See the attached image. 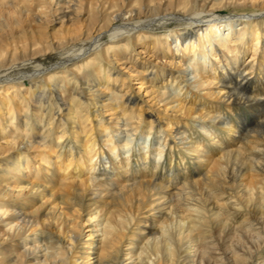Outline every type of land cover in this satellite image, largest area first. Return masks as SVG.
Wrapping results in <instances>:
<instances>
[{
  "label": "bare ground",
  "instance_id": "obj_1",
  "mask_svg": "<svg viewBox=\"0 0 264 264\" xmlns=\"http://www.w3.org/2000/svg\"><path fill=\"white\" fill-rule=\"evenodd\" d=\"M215 1L98 0L83 26L82 1L57 0L80 25L60 32L42 57L12 23L3 28L0 264H69L73 253L76 264H216L206 258L209 236L226 242L232 230L233 242L249 244L228 257L252 260L238 257L264 236L206 212L216 206L208 190L218 189L253 200L248 229L264 223V0H222V8L253 9L231 14ZM48 56L56 59L45 63ZM193 128L202 134L190 136ZM134 135L145 137L135 172ZM167 145L191 157L192 178L161 164ZM65 182L70 192L50 202ZM80 209L103 226L79 220ZM142 212L146 220L116 245ZM203 214L209 234L199 231Z\"/></svg>",
  "mask_w": 264,
  "mask_h": 264
},
{
  "label": "rangeland",
  "instance_id": "obj_2",
  "mask_svg": "<svg viewBox=\"0 0 264 264\" xmlns=\"http://www.w3.org/2000/svg\"><path fill=\"white\" fill-rule=\"evenodd\" d=\"M80 1H82V4L78 8L79 12L76 14L78 15H80V13L82 15L84 14L83 19L85 17L87 18L82 24L84 26L85 24H89L90 22L89 17L93 15V13L96 11L97 8H95V5L97 4L98 0H80ZM221 1L222 0H216L214 3L216 6L221 7ZM16 3L20 4L18 5L19 6L18 11H15L17 7ZM1 6H4L7 11L0 10V32H3V28H7L8 25L12 23L11 28H14L15 30L14 35L18 37V39L20 38L28 43L35 42L33 45L37 50L41 52V53H38L40 57H42L45 53L49 52L47 51V49L45 50V48L48 46H51L53 43H55V41L59 39L57 36L58 34H60V32L62 33V35H64L67 27L69 26L78 27L80 25V22L74 24L73 17L72 18L64 17L63 15L64 7L61 6V3H57V0H0V7ZM27 8H30V10L33 11L34 15L29 14L26 10ZM251 10H253L251 7H245V8L223 7L222 9H220L219 13L231 14V13H239L241 11L249 12ZM9 15H11L10 18L8 17ZM28 16L30 17L29 18L30 21H28L29 20ZM27 23H30V25ZM173 26L174 25L172 24V25H169L167 28H161L158 31L165 32V31L170 30V28H173ZM249 55L250 53L245 55L243 61H245ZM55 59H56L55 56H48L47 58L44 59V62L49 64L50 62H53ZM67 85L71 86L72 84L68 83ZM249 115L250 114L248 113V117L250 118ZM228 116L233 120L235 124L238 123L237 117L235 115H228ZM188 122H189V125L193 124L192 121L188 120ZM93 124L92 123L90 124L91 125L90 129L95 130L96 129L95 123ZM105 126H107V124ZM195 132H199L200 134H202L199 129L193 128V129H190V136H194V134H196ZM126 136L127 135H121V137L117 136L116 139L119 141H122V140L127 139L128 136L127 137ZM132 137H133V140L131 142L132 143L131 145H132V149L134 148V150H137L138 147L141 148L143 145V141L145 143V137H143L142 139L140 138L139 135H134ZM152 139H155L157 141V136L154 135ZM146 141H148L147 142V145H148L149 140H147V138H146ZM166 148H167L166 155L163 156L161 160V164H163L166 167L174 166L175 172H176L175 176L176 175L181 176L184 173V176L187 175L189 178H192L195 175V168L192 163L191 157L187 156V154H185L183 151L181 150L179 151L177 147L171 150L170 145H167ZM49 149L50 150L54 149V146L51 144L50 146H47L46 148H40V150H38L35 154H38V155L47 154L48 151H50ZM137 152L139 151L137 150L134 152V159L132 160L133 172H135L140 167L139 164L137 163V160L140 158L138 157L139 153L137 154ZM33 154H34L33 152L31 154L29 152L30 156ZM33 161L34 160L32 159L31 162ZM63 164H65V161ZM63 170H64V173L66 174V172L68 171V165H64ZM181 170L183 171V173L181 172ZM70 174L71 172L67 173V176ZM57 189H59V191L56 197L54 199H50V202L52 203L58 202V198H59L58 195L68 194L70 192V187L68 186L67 182H65L63 186H58ZM208 191H210L209 195L211 196L210 203L215 202L216 206L214 205L213 209L208 210L206 213L208 214H211L212 212L218 213L217 215L221 218H224L225 221H227L228 223H232L233 225L237 226L240 229L244 228V230H248L247 232H251V235L249 233L250 236H257V235L264 236V230H263L264 223L263 224L256 223L254 225L256 228L254 227V228L248 229L247 227L249 224V221L255 220V217H254L255 213L251 207V203L253 202V200L245 204L242 200H240L235 195V193L223 192L218 189L208 190ZM230 201L236 204L234 208L229 207V205H231L229 204ZM99 202L101 203L102 201L100 200ZM204 208L205 206L203 205L198 207V209H201V210H203ZM144 212L135 216L134 219H132L131 225L127 224V229L125 230L122 229L123 231L122 233L125 235V237L122 238L120 243H117L116 245L120 244L123 247L127 244V237L133 234V229L136 227V224L139 221L146 220V218L144 217L148 213H144ZM104 215H105V209H104V214H102L101 216H104ZM206 215L204 214L201 215L202 216L201 219L203 220V223H202L203 225L200 224L198 226L199 227L203 226V228H200L199 231L204 230L205 234H209L210 232H212V228H211L212 220L210 216H206ZM79 216H80L79 220L83 222H85L86 219L90 217V219L92 220L91 221L92 226H94L95 229H100L103 226V224L100 226L97 225L100 222L97 218L96 220H94L95 219L94 216H96V212L86 213V212H82V210L80 209ZM106 216H108V213H106ZM133 216L134 215L130 216L129 220H131ZM160 219H164V218L161 217ZM245 220H246V223L244 222ZM38 230L40 229L38 228ZM253 231L254 232L256 231L255 232L256 234L253 235ZM98 232L102 233L101 231H98ZM232 232L234 234L231 233V236H229L230 239L226 240V242L224 239L221 240L220 238H218V236L214 234L215 232H213L212 235L210 234L209 236V246L210 247L208 246L209 252L206 257L207 260L217 262L216 264H252V263L253 264H261V263L264 264V242H262L260 244L261 247H258L255 251L254 250L251 251V249L246 250L248 253L241 251V254H239V257H238L240 259H244L245 257L247 258L248 254L254 253L252 260L249 263H244L243 261L238 262L235 259L229 258L228 257L229 254L227 253L228 250L229 251L231 250V253H232V251L235 252L236 250H240L242 246L245 245V243L249 244L246 238H241L240 241L236 240L233 242L231 238L237 237L238 232L237 230H232ZM86 238H87V235L83 234V236L79 240L80 242H83L85 241ZM225 238H226V235H225ZM213 251H216V252H213ZM79 255L74 254V253L73 255H70L69 264H76L75 259ZM204 264H208V263L205 262ZM210 264H214V263H210Z\"/></svg>",
  "mask_w": 264,
  "mask_h": 264
}]
</instances>
